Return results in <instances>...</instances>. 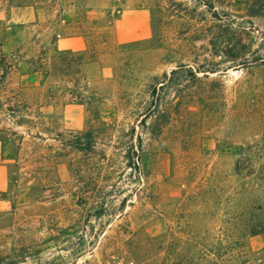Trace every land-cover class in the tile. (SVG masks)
Returning <instances> with one entry per match:
<instances>
[{"label":"rangeland","instance_id":"374dc122","mask_svg":"<svg viewBox=\"0 0 264 264\" xmlns=\"http://www.w3.org/2000/svg\"><path fill=\"white\" fill-rule=\"evenodd\" d=\"M0 63V264H264V0H0Z\"/></svg>","mask_w":264,"mask_h":264},{"label":"built area","instance_id":"2783aa9c","mask_svg":"<svg viewBox=\"0 0 264 264\" xmlns=\"http://www.w3.org/2000/svg\"><path fill=\"white\" fill-rule=\"evenodd\" d=\"M96 264H149L147 261L138 260L125 251L107 253Z\"/></svg>","mask_w":264,"mask_h":264},{"label":"trees","instance_id":"16d2710c","mask_svg":"<svg viewBox=\"0 0 264 264\" xmlns=\"http://www.w3.org/2000/svg\"><path fill=\"white\" fill-rule=\"evenodd\" d=\"M251 14H256L255 11L253 10H249ZM11 65L10 64H3L0 63V82L5 78V76L7 75L8 71H10L11 69Z\"/></svg>","mask_w":264,"mask_h":264}]
</instances>
